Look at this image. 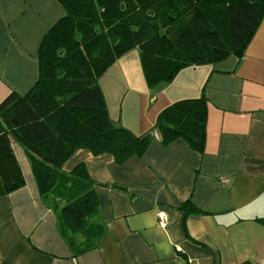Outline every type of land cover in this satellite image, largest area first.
I'll return each instance as SVG.
<instances>
[{
  "label": "crops",
  "instance_id": "0c3cea01",
  "mask_svg": "<svg viewBox=\"0 0 264 264\" xmlns=\"http://www.w3.org/2000/svg\"><path fill=\"white\" fill-rule=\"evenodd\" d=\"M63 13L56 0H0V103L33 87L40 42ZM99 85L109 118L135 136L151 131L169 105L203 92L204 153L156 139L141 158L118 165L110 155L76 151L63 171L85 166L105 235L97 249L73 257L12 143L25 186L0 198V264H264V19L240 60L187 67L154 98L137 51ZM189 202L198 212L185 209Z\"/></svg>",
  "mask_w": 264,
  "mask_h": 264
},
{
  "label": "trees",
  "instance_id": "16d2710c",
  "mask_svg": "<svg viewBox=\"0 0 264 264\" xmlns=\"http://www.w3.org/2000/svg\"><path fill=\"white\" fill-rule=\"evenodd\" d=\"M56 1L64 13L40 42L35 84L0 103V198L25 186L11 148L16 143L42 203L55 214L59 235L76 257L97 249L105 235L96 184L85 166L63 171L76 151L110 155L121 165L141 158L156 139L163 146L181 140L198 154L205 150L203 92L169 105L151 131L135 136L109 118L100 79L137 51L154 98L159 86L187 67L214 66L230 56L240 60L264 19V0Z\"/></svg>",
  "mask_w": 264,
  "mask_h": 264
},
{
  "label": "built area",
  "instance_id": "2783aa9c",
  "mask_svg": "<svg viewBox=\"0 0 264 264\" xmlns=\"http://www.w3.org/2000/svg\"><path fill=\"white\" fill-rule=\"evenodd\" d=\"M167 220H166V218H165V216H163L162 214H159L158 216H157V225L160 227V228H162V229H164L165 227H166V222Z\"/></svg>",
  "mask_w": 264,
  "mask_h": 264
}]
</instances>
